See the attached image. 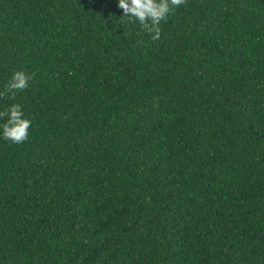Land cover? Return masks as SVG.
Listing matches in <instances>:
<instances>
[{
  "label": "trees",
  "instance_id": "16d2710c",
  "mask_svg": "<svg viewBox=\"0 0 264 264\" xmlns=\"http://www.w3.org/2000/svg\"><path fill=\"white\" fill-rule=\"evenodd\" d=\"M118 0H0V264H264V0H187L153 41ZM6 120H0V124ZM2 133V129H0Z\"/></svg>",
  "mask_w": 264,
  "mask_h": 264
},
{
  "label": "clouds",
  "instance_id": "9594fccd",
  "mask_svg": "<svg viewBox=\"0 0 264 264\" xmlns=\"http://www.w3.org/2000/svg\"><path fill=\"white\" fill-rule=\"evenodd\" d=\"M187 3V0H118V7L122 9L124 18L130 23L139 22L143 31H146L153 41L161 38V22H167L170 14H174L176 8ZM33 76L24 71H15L3 91H0V99L7 96L11 100L16 99V93L29 87V81ZM0 120L6 122L0 124L3 139L12 144H21L28 140L32 121L24 117L22 106L13 103L0 111Z\"/></svg>",
  "mask_w": 264,
  "mask_h": 264
}]
</instances>
